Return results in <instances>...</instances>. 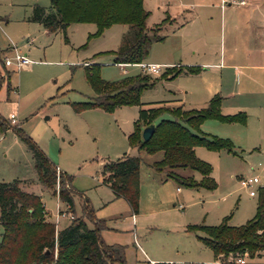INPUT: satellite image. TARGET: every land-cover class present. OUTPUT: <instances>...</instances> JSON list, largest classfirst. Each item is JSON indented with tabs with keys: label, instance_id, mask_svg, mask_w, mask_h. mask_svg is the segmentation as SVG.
<instances>
[{
	"label": "rangeland",
	"instance_id": "374dc122",
	"mask_svg": "<svg viewBox=\"0 0 264 264\" xmlns=\"http://www.w3.org/2000/svg\"><path fill=\"white\" fill-rule=\"evenodd\" d=\"M246 2V12L242 10L244 7L230 4L222 14L219 0H144L143 4L149 11L148 29L156 27L168 8L178 24L186 22L189 27L191 24L197 27L200 22L207 24V38L202 29H195V33L203 40L206 38L212 52L227 54L233 44L241 47L248 40L254 44L257 58L253 62L258 66L229 70L227 84L233 96L227 100V106H220L223 115L245 114V123L227 124L211 118L200 125L204 134L230 140L235 151L233 154L224 149L212 151L203 145L196 146L203 157L196 156L212 168L215 188L206 189L177 184L170 178L161 181L164 174L148 165L161 156V151L139 152L128 144L127 135L133 130L138 115L137 105L119 106L112 112L93 108L75 112L70 105L93 95L85 78L83 61L100 64V77L108 81L138 72L152 78L160 77L164 67L160 73L152 74L137 65L120 66L113 62L111 51L121 44L122 28L126 25L112 24L100 36L87 40L88 32L94 31L93 23L70 24L63 34L61 31L48 32L41 24L28 20L34 3L48 9L49 0H0V117L8 127L0 126V181L22 180L20 187L40 197L45 208L44 219L56 222V228H63L70 222L69 217L55 221L58 209L64 210L65 206L58 200L57 193L56 197L38 181L31 152L13 129L20 127L59 169L71 175V184L76 190L74 215L78 217L82 213L80 193H83L96 217L102 216L107 219L106 224L121 229L117 234L109 232L107 238L111 236L109 239L117 241L112 243L127 244L125 264H151L128 241V231L123 229L127 223L125 204L103 205L100 198L105 188L96 186L95 182L102 180V166L108 160L138 155L141 158L138 175L141 214L137 234L141 248L149 252L150 258H156L155 262L217 264L211 250L194 232L188 231L187 226L217 225L225 215H230L229 224L245 223L253 217L257 202V195L250 196L249 190L256 192L258 186H264V0ZM194 14L201 15L200 21L195 18L189 23ZM168 21L165 18L159 24L158 34L173 46L174 38L168 32L171 28L162 27ZM26 38H32L29 46L24 45ZM9 45L18 47L21 53L26 50L32 62L18 70L4 65V56L13 55ZM162 46L160 42L153 43L145 62L152 63L147 60L149 55L154 49L156 52L164 49ZM200 83L201 80L194 76L168 81L157 79L152 87L142 91L140 100L146 104L144 106L150 102H153L150 106H158L159 103L154 102L177 97L184 109H200L208 102L202 97ZM248 91L252 93L248 95ZM11 112L16 113L17 125L7 120ZM179 172L200 179V174L190 168H182ZM249 176L258 177V186L241 185L240 178ZM55 187L57 191L58 186ZM152 208L162 210L149 213ZM87 225L91 227L92 223L87 221ZM244 264H264V253L260 258L245 257Z\"/></svg>",
	"mask_w": 264,
	"mask_h": 264
},
{
	"label": "trees",
	"instance_id": "16d2710c",
	"mask_svg": "<svg viewBox=\"0 0 264 264\" xmlns=\"http://www.w3.org/2000/svg\"><path fill=\"white\" fill-rule=\"evenodd\" d=\"M49 8L34 3L28 20L40 23L47 31H61L63 34L71 23H93L95 30L87 40L99 36L112 24H124L128 29L122 35L121 44L114 51V63H140L147 56L149 46L161 41L158 34L160 23L147 28L149 11L143 0H49ZM67 41L66 36L64 37ZM85 78L93 96L88 100L72 102L75 112L88 108H99L112 112L123 105H137L138 115L133 130L127 135L128 144L146 153L162 152V157L151 163L156 171L165 173L177 184L188 187L215 188L209 163L199 159L194 151L198 145L209 150H226L235 154L233 144L227 138L206 135L200 124L215 118L221 122L245 123V114L220 113L221 96L213 95L207 105L200 109H184L179 106H147L140 100L142 91L155 84L157 79L173 78L182 71L196 73L198 67H169L159 78L138 72L125 75L114 81L100 77V64H84ZM153 125L148 140L141 137L142 128ZM1 128L6 127L0 117ZM17 136L31 152L33 167L38 181L56 194L70 211L73 218L63 228L56 230L53 222L44 219L45 208L40 197L20 187L22 180L0 181V264H125V246L107 244L100 235L104 221L95 216L87 197H83L81 215H74L73 195L76 190L71 184L72 177L57 170L56 165L44 154L38 145L19 128H13ZM138 155H123L108 160L102 166L103 182L116 196L127 200L133 212L138 210L139 166ZM179 168H190L201 177L177 173ZM166 170V171H165ZM58 173V174H57ZM57 191H56V187ZM257 202L253 217L240 225L228 223L230 215L222 217L217 225L191 224L187 230L194 232L204 246L209 248L218 264H237L238 256H260L264 251V186H258ZM87 221L92 226L87 225ZM204 235L201 236L198 233ZM164 264V263H157Z\"/></svg>",
	"mask_w": 264,
	"mask_h": 264
},
{
	"label": "crops",
	"instance_id": "0c3cea01",
	"mask_svg": "<svg viewBox=\"0 0 264 264\" xmlns=\"http://www.w3.org/2000/svg\"><path fill=\"white\" fill-rule=\"evenodd\" d=\"M143 4H144V0H143ZM246 5H247V2L245 4H241V5H237V6L243 8ZM226 6H230V4L226 3L224 6L222 4V0H219V11L221 12V14H222L223 10H226V8H228ZM242 10L244 12H246L247 9L244 7ZM187 12L189 13L190 10L187 9ZM194 15L195 16L192 17L193 18L192 21H190L189 23H191V22L193 23L195 18H198V20L200 21L201 15L200 14H194ZM165 18H168L169 21L166 24H164L162 27L168 26L171 28V29H169L168 32H170L171 38H174L173 39L174 44H173V46L172 45L170 46L168 44V42L165 43L164 36H163V39L161 41L152 42L149 46L148 54L150 53L151 45H153V43L160 42L161 45H163L161 48L164 47V49L159 50L157 52H156V49H154V50L152 49L153 51L148 57L150 59H147V60H149L152 63L160 65V67H164V70L166 68H169L172 66H175V67H198L199 71L196 73H190V72L182 71L180 74H178L175 77L194 76V78L200 79L201 83L199 84V87L201 88L200 92L202 93V97H203L204 101H208V99L215 94H220L221 95V102H220L221 108L224 106V104H226V106H227V102H228L227 100L233 96V92L231 89H229L228 84H227L228 83V78H227L228 74L227 73L232 68L238 69V67H243L244 69H252V68L258 66L253 62L254 59L257 58V54H256L254 44L251 45L250 41L248 40L246 42V44L242 45L241 47H238L236 44H233L231 49H229V51L227 52V54H225L224 51L218 52V53L212 52V50L210 49L211 45L206 40V38H207L206 33H207V30L209 29L207 24L200 22L199 24H197V27H195V24L194 25L191 24V26L189 27L188 23H186V22L178 24L176 21V18L169 12L168 8L166 10H164V16L162 18H160V21L162 19H165ZM71 24H76V23H71ZM110 27L111 26L106 28L101 34H103ZM127 29H128L127 25H126V27H123L122 28L123 33ZM195 29L196 30L202 29V31H204V35L206 38H204V40H203L202 38L198 37V34L196 35V33H195V32H197ZM44 30H46V29L44 28ZM94 30H95V25H94ZM189 31H191V32H189ZM92 32H88V34L92 33ZM31 43H32V38H26L24 45L29 46ZM12 46H14V45H11V46L9 45L8 48L10 49ZM16 48L19 50L18 47H16ZM23 53L27 55L26 50H24ZM148 54H147V56H148ZM147 56H146V58H147ZM146 58H144L142 62L148 63V62H145ZM235 62H239L240 63L239 66ZM84 64H88V61H83V65ZM117 64H119V63H117ZM132 65L139 66L138 63L123 64L120 66H132ZM124 72H126V70H124ZM175 77H173V78H175ZM173 78H166V79H162V80L168 81V80H171ZM248 92H250L248 95H250L252 93L251 91H248ZM162 101H164L162 103V105L171 106V107L180 105L183 108V103L181 102L180 98L172 97V98H168L167 100H162ZM159 105H161V104H159ZM93 109L99 110V108H93ZM221 123L233 124V123H237V122H231V123L221 122ZM197 150L198 149H196V147H195L194 148L195 154L198 155L199 157H203L202 156L203 154H201L202 152H198ZM161 157H162V152H161V156L158 159L152 160L148 164L149 167H151L152 162L159 160ZM56 168H57V170L62 171L61 169L58 168L57 165H56ZM180 169H182V168H179L176 171H177V173L182 175L179 172ZM158 172H161V171H158ZM162 173L164 174V177H160V180L162 181V180L168 179V177L165 176V173L164 172H162ZM101 175H102V173H101ZM182 176H184V175H182ZM187 176H192L194 178L193 175H187ZM200 177H201V175H200ZM95 182L98 183L96 186H102L105 188V191L103 192V197L101 196V198H100L101 203L103 205H108V204H113V203L115 204L116 202H119L117 204H121V205L125 204L126 209H127V211H126L127 214L125 215V217L127 218V223L125 226H123V229L128 231V234H129V240L128 241L131 243V245L133 243L135 249L138 248L141 255L144 257V259H146V260L148 259L147 261L149 263H151V264L160 263V262H155L156 258H150L149 252L145 251L139 245V242H138L139 235L137 234V229H138L137 223H138L139 216L141 214L140 210H139V202H138L137 212H133L129 203L127 202V200L121 196H116L114 194L113 190L106 183L103 182V175H102L101 181H99V179H96ZM258 182H259V179L253 185L257 184V186H258ZM139 187H140V183H139ZM96 188H98V187H96ZM193 188H198V187H193ZM177 190H178V188H177ZM80 195L82 197H87L83 193H80ZM254 195H256V194H254ZM254 195H250V196H254ZM58 200H59V198H58ZM115 206H117V205L115 204ZM64 210L67 212H70L66 209V206H65ZM161 210L162 209H160V208H152V210H149L150 211L149 213L158 212ZM58 211H61V210L58 209ZM146 213H148V212H146ZM119 216H122V214L120 213ZM60 217H68V216H57V214H56L55 221H57ZM97 218L102 219L104 221V228L100 231V235H101L102 239L104 240V242L107 244H112V242H117L115 240H112V238L109 239L111 236L109 238H107L108 233L112 232L113 234H117V233L121 232V229L114 228V227L106 224L105 222L107 219L102 218V216L97 217ZM55 223L56 222H54V224ZM144 225L146 227V224H144ZM55 228H56V224H55ZM59 229H61V228H56V230H59ZM118 242H121V241H118ZM125 245L127 246V244H125ZM126 246H125V249H126ZM263 253H264V251H262L261 255L258 256L257 258H260L263 255ZM213 259H214V257H213ZM214 261L217 262L215 259H214ZM164 264H166V263H164ZM217 264H218V262H217Z\"/></svg>",
	"mask_w": 264,
	"mask_h": 264
},
{
	"label": "built area",
	"instance_id": "2783aa9c",
	"mask_svg": "<svg viewBox=\"0 0 264 264\" xmlns=\"http://www.w3.org/2000/svg\"><path fill=\"white\" fill-rule=\"evenodd\" d=\"M225 3L234 4V5H241V4H245L246 1L245 0H222V4H225ZM10 49L12 50L13 55L11 57L4 56V65L11 66L13 69L18 70L22 66L32 62V60H30L26 54L21 53L15 46H12ZM119 64L123 65L124 63H119ZM138 65L143 71H146V72H149L152 74H158L161 71L160 65L155 64V63L140 62V63H138ZM7 120L12 125L18 124L15 112H11L8 115ZM257 181H258L257 176H249V177L240 179L241 185L246 186V187L252 186ZM249 194L254 195V194H256V192L254 190L250 189ZM57 216H68L70 219L73 218L72 213L67 212L65 210L58 211ZM235 262L237 264H244L245 263V256H238L235 259Z\"/></svg>",
	"mask_w": 264,
	"mask_h": 264
},
{
	"label": "water",
	"instance_id": "95a60500",
	"mask_svg": "<svg viewBox=\"0 0 264 264\" xmlns=\"http://www.w3.org/2000/svg\"><path fill=\"white\" fill-rule=\"evenodd\" d=\"M152 132H153V125L152 124L143 127L142 131H141L142 139L145 141L148 140L150 138Z\"/></svg>",
	"mask_w": 264,
	"mask_h": 264
}]
</instances>
